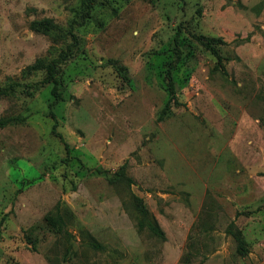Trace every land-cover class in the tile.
<instances>
[{
    "label": "rangeland",
    "instance_id": "374dc122",
    "mask_svg": "<svg viewBox=\"0 0 264 264\" xmlns=\"http://www.w3.org/2000/svg\"><path fill=\"white\" fill-rule=\"evenodd\" d=\"M80 4L0 0V86L44 78L22 73L63 44L31 23ZM114 6L76 31L55 120L52 85L0 97L21 119L0 127V264H264V0ZM196 35L223 41L226 74ZM123 166L132 184L110 183Z\"/></svg>",
    "mask_w": 264,
    "mask_h": 264
},
{
    "label": "trees",
    "instance_id": "16d2710c",
    "mask_svg": "<svg viewBox=\"0 0 264 264\" xmlns=\"http://www.w3.org/2000/svg\"><path fill=\"white\" fill-rule=\"evenodd\" d=\"M116 0H81L80 7L76 10L75 16L69 21L66 26L59 25L55 23L52 19L45 18L42 20H35L31 23V28L35 32L46 35L50 37L55 42H61L63 44L59 51H56V55L52 57H44L38 59L33 65L28 66L23 71V76L27 77L38 72L44 74V78L34 84H24L14 80L7 81L4 85L0 86V97H10L18 94H26L27 96H33L35 92L39 91L46 85H52V96L54 97V102L50 104V115L55 120V114L53 112V105L61 101L62 95L59 92L60 86V74L62 68L69 61L77 58L81 54H84V40L77 30L85 26V24L91 20L96 19L93 17V10L96 8H101L103 14L115 15L117 14V7L114 6ZM98 24H102L100 19H96ZM195 39L202 45L206 50L210 51L215 57H217L218 63L216 68L220 69L224 74H226V69L223 64V59L218 53L217 45L224 44L221 39L209 38L203 35H196ZM171 98L170 101L175 100V91L171 82L170 85ZM169 104L166 105L164 109L165 113L168 111ZM21 121L20 118H1L0 127H5L12 123H18ZM55 128V127H54ZM55 131V130H54ZM60 138L61 136L58 135ZM110 183H127L132 184V179H130L125 171V166H123L117 173H115L111 178H109ZM136 206L140 215V227H147L154 235L164 239L165 233L157 223V221L150 217L149 212L142 204L141 199H135ZM62 223V219L58 217ZM48 223L56 227L55 220L51 218L47 219ZM57 228V227H56ZM92 245L98 248L99 245L92 241ZM245 243L241 241V250L244 249Z\"/></svg>",
    "mask_w": 264,
    "mask_h": 264
}]
</instances>
